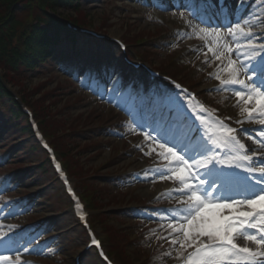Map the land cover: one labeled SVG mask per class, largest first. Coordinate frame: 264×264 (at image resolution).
Instances as JSON below:
<instances>
[{"label":"rangeland","instance_id":"rangeland-1","mask_svg":"<svg viewBox=\"0 0 264 264\" xmlns=\"http://www.w3.org/2000/svg\"><path fill=\"white\" fill-rule=\"evenodd\" d=\"M121 1L111 0L107 3L101 0L96 2L80 0L82 12L79 13L86 15L88 26L120 36L127 41L172 35V38L159 42L164 45L163 48L156 44L157 41L149 43L147 47L150 52L147 60L164 73L180 78L197 89L201 97L223 116L232 117L233 122L238 119L240 108L245 105L242 101L237 104L239 98L231 90L215 91L214 89L220 87V81L214 75H209L218 73L221 79L229 78L227 66L230 57L226 59L225 50L216 52L214 43L209 42L210 38H215V34L206 36L208 43H205L195 32H188L185 26L176 24L175 17L153 15L144 8L129 10ZM251 3V8L244 18L255 24L253 29H264V0H251ZM247 7L248 5L241 6L239 15ZM56 12L65 17L79 15L67 8H60ZM173 25L177 29L171 32ZM241 27L245 31L248 30L247 25L241 24ZM178 32L191 35L178 39ZM228 38L230 47L247 44L238 32L235 37L229 35ZM66 45V41L61 44L64 47ZM209 48L213 51H209ZM242 51H246L244 47H241L240 53ZM216 55H220L221 58L217 60ZM36 73L37 71L33 73L28 71L27 76L22 73L15 74L11 84L19 91L21 84H26L30 91H36V87H41V92L53 89L50 92L52 99L43 101L45 109H51L55 114L56 120L52 122L55 133L66 134L59 140L74 148L69 159L77 166L73 169L75 180L79 182L83 178H89L84 182L96 192L98 207L104 211L101 217L110 228L112 227L113 234L117 229L124 233L118 244L122 249L116 244L114 248L118 253L119 250L122 251L123 256L122 258L119 256L121 259L119 261L122 263L128 261L132 264H180L177 262L190 248H181L179 242L176 245L171 244V239L182 240L183 234L173 232L177 224L169 223L166 218L181 208L176 207L179 204L178 199L173 197L171 200L168 197L170 188L165 187L167 179L161 180L151 171L159 161L156 156L151 155L154 152L152 144L144 141L139 135L130 133L129 123L123 114L92 105L85 95L73 89L72 83L65 75L54 69L44 77H39ZM39 96L36 94L33 98ZM41 101L39 100L37 105ZM4 110L1 105L0 116L3 118L4 114H7ZM12 128V123L6 126L7 131ZM72 128L88 131L70 135L69 131ZM19 133L17 128L14 133H6L4 138H0V163H3L0 169V199L18 211V214L13 216L10 226L0 225V230L4 232L14 231L24 224L40 220L45 216L41 213L44 209L61 208L58 202L52 201L56 196L53 195L54 186L50 174L36 167L38 161L29 162L31 157L27 152L21 149L19 152V147L14 146L15 140L24 138L20 142L21 147L28 142V135ZM137 145L140 147H136ZM9 147L11 148L8 150ZM40 157L41 155H36V159ZM10 181H13L11 187L4 189L10 185ZM146 187L150 188V192L144 193ZM158 187L161 189L159 192ZM33 190H40L37 197L35 196L40 200L38 203L35 202L34 196H30ZM129 206L136 207L126 209ZM42 224L34 226L39 229L38 241L31 245L42 248V252L27 255L36 258L39 264H71L73 256L83 246V237L75 227H72L69 216L60 215L47 221L40 228ZM113 241H116L114 237ZM90 263H93L92 258L86 261V264ZM182 264H186V260Z\"/></svg>","mask_w":264,"mask_h":264},{"label":"snow or ice","instance_id":"snow-or-ice-1","mask_svg":"<svg viewBox=\"0 0 264 264\" xmlns=\"http://www.w3.org/2000/svg\"><path fill=\"white\" fill-rule=\"evenodd\" d=\"M180 15L184 17L185 13L181 12ZM186 23L191 26V21ZM201 23L207 24L208 21L201 19ZM241 24L247 25L248 30L245 31ZM254 27L250 19L243 17L226 26L229 35L235 37L238 32L247 41L246 45L237 44L235 49H228L239 55L241 47H244V59L240 62L229 60L227 79H221L218 73L209 74L220 81V87L215 91L231 90L239 98L237 104L242 101L245 105L239 113L243 119L234 121L241 125L239 129L224 122L232 120V117L221 119L212 116L215 110H208L200 104L195 115L201 127L195 129L194 134H189L193 132L191 128L183 131L179 123L172 120L171 112L167 117L162 112L160 126H149L151 130L145 132L146 139L159 145L158 155L169 164L176 165L156 169L155 172L159 179L174 180L179 185L173 191L181 197L178 201L181 215H173L170 219L177 224L173 232L182 233L183 239H171L170 242L172 245L179 242L181 248L193 249L184 257L186 264H264V151H259L264 149V43L259 45V53L253 44V40H264V29L258 35L253 31ZM220 32V27L201 28L195 34H215L219 39ZM186 35L191 34L177 33L178 39ZM209 51L213 49L209 48ZM249 52L250 55L247 54ZM215 58L219 60L221 56L216 55ZM185 94L189 99H194V94L187 89H182L179 95ZM204 113L212 117L215 128L208 124ZM130 123L133 129L145 127L135 119ZM245 124L251 125V128L244 127ZM238 132L253 143H243ZM221 147L235 155L225 153V157L221 158ZM238 160L248 162L243 175L235 170L240 168L235 163ZM68 190L71 192L70 187ZM76 207L80 208L78 202ZM241 207L245 210H240ZM250 230H255V233ZM13 236L12 231L0 230V248L4 249L0 254V264H30L22 257L31 249L24 247L21 252L19 248H14ZM238 239L254 242L257 247L241 246L236 242ZM92 243L99 247V241L94 238ZM100 255L108 261L102 251Z\"/></svg>","mask_w":264,"mask_h":264},{"label":"trees","instance_id":"trees-1","mask_svg":"<svg viewBox=\"0 0 264 264\" xmlns=\"http://www.w3.org/2000/svg\"><path fill=\"white\" fill-rule=\"evenodd\" d=\"M60 0H0V68L5 72L17 70L19 66H34L45 55L44 47L59 31L71 34L68 29L47 14ZM37 12L33 20L26 15ZM76 22L79 20L76 19ZM45 24L43 27L41 24ZM54 29L53 33L50 29ZM52 32V35L50 34ZM3 77H7L6 74ZM7 93L0 78V94ZM30 97V94H27ZM48 97L44 96L43 99ZM43 107V102L37 105ZM34 106V107H36ZM40 106V107H39ZM40 108L43 110V108ZM41 110V111H42ZM51 131V130H49ZM67 154L68 151H63Z\"/></svg>","mask_w":264,"mask_h":264},{"label":"bare ground","instance_id":"bare-ground-1","mask_svg":"<svg viewBox=\"0 0 264 264\" xmlns=\"http://www.w3.org/2000/svg\"><path fill=\"white\" fill-rule=\"evenodd\" d=\"M55 7H57V5L55 6ZM241 118H243V117H241ZM246 125H249V124H246ZM251 126V125H250ZM253 142L251 141V140H249L248 139V142H247V145H251ZM160 188L158 187V190H159ZM147 192H150V188H148V187H146L145 189H144V193H147Z\"/></svg>","mask_w":264,"mask_h":264}]
</instances>
